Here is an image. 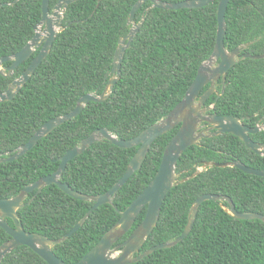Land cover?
<instances>
[{"label": "trees", "instance_id": "trees-1", "mask_svg": "<svg viewBox=\"0 0 264 264\" xmlns=\"http://www.w3.org/2000/svg\"><path fill=\"white\" fill-rule=\"evenodd\" d=\"M13 1L0 0V4ZM137 1L78 0L69 5L51 53L13 100L0 102V154L27 143L44 123L72 111L83 95L103 92L119 40L130 31L128 17ZM57 2L51 0V8ZM42 3L43 0H19L13 6L0 8V58L17 53L34 37L35 26L43 17ZM150 5L152 2L146 1L137 11L136 23ZM218 5L219 0H214L197 9L153 8L125 54L121 77L110 98L103 103L90 102L78 117L59 126L27 154L16 161L0 163V199L13 197L26 185L54 173L60 164L58 159L99 128L130 139L166 116L183 99L200 65L215 49ZM226 21L225 44L229 50L253 41L246 52L264 53V0H231ZM32 58L19 65L13 77L0 75V93L28 68ZM3 65L7 68L11 62ZM217 90L222 91V80ZM216 99L215 93L207 105ZM214 111L223 116H251L252 121L264 116V58L240 57L227 75L226 91ZM178 129L175 127L154 142L141 169L119 190L113 205L97 208L79 231L54 245L63 261H80L116 225L121 217L119 211H124L154 178L165 148ZM251 137L264 143V130ZM138 149L139 146L121 148L108 140L96 142L68 163L61 181L82 193H105L125 174ZM233 160L264 169V156L249 149L239 137L223 133L189 147L178 161L177 172L182 179L205 161ZM207 193L230 196L240 212L264 215V177L237 167H209L170 190L159 222L141 252L178 238L188 223L193 203ZM93 205L52 184L19 210V219L26 231L59 239ZM146 211L147 207L117 244L144 220ZM7 220L15 226L13 219ZM10 238L0 226V246ZM1 264L49 263L30 247L21 246ZM133 264H264V221L237 219L219 202L208 200L201 204L184 240Z\"/></svg>", "mask_w": 264, "mask_h": 264}, {"label": "water", "instance_id": "water-1", "mask_svg": "<svg viewBox=\"0 0 264 264\" xmlns=\"http://www.w3.org/2000/svg\"><path fill=\"white\" fill-rule=\"evenodd\" d=\"M18 1L14 0L10 3L0 4V8L6 5L13 6ZM50 1L43 0V17L40 23L35 26L34 37L17 53L0 58V75L11 78L16 68L31 59L40 49L38 54L32 58L28 68L10 83L5 92L0 93V102L13 100L22 87L30 80L37 68L51 53L54 42L63 29L64 18L69 5L78 0H58L52 8ZM146 1H151L152 5L144 11L141 21L136 23L135 15ZM213 1L185 0L180 2H167L161 0H138L134 4L128 17L127 24L131 26L130 31L125 37L119 40L114 55L112 71L109 75H106V78L109 76L110 78L103 92L100 94L87 93L80 97L72 111L44 123L27 143L13 151L1 153L0 163L16 161L27 154L40 140L47 137L59 126L78 117L90 102L103 103L110 98L121 77L125 54L131 47L147 15L153 8L172 10L184 8L197 9L205 7ZM230 2L231 0H219L217 11L218 31L215 49L210 57L200 65L197 76L188 88L183 99L166 116L130 139H121L107 128H99L61 156L58 159L60 162L59 167L54 173L26 185L20 193L13 197L0 199V226L11 236L8 241L0 246V264L6 256L21 246L30 247L49 264H68L55 253L54 245L63 243L79 231L97 208L105 204L113 205L119 190L136 171L141 169L154 142L160 136L168 133L177 126H179V129L167 144L160 167L146 189L124 211H119L121 217L116 225L107 231L100 241L75 264H133L141 261L154 251L171 248L190 234L201 204L208 200L219 202L225 211L237 219H260L264 221V215L261 213L238 211L230 196L211 193L203 194L193 203L189 211L188 223L178 238L173 241L163 242L141 252V249L159 222L165 198L176 185L196 177L204 170L213 166L237 167L245 173L264 177V169L250 167L241 160L227 161L224 163L205 161L192 175L182 179H180V174L177 172L178 161L189 147L197 144L205 137H215L223 133H231L239 137L249 149L264 156V143L255 142L249 135V133L258 132L260 130L259 127H247L243 123L246 117L223 116L218 115L214 111L216 102L226 91V81L229 71L238 62L241 52L253 43L252 41L241 44L233 50H229L226 47V13ZM242 58L262 59L264 58V53L258 55L244 53ZM6 61L11 62V65L7 68L3 65ZM219 80H222L223 84L221 92L216 88V83ZM208 85V89L202 94L203 89ZM215 93L217 94L216 101L211 105H206L207 100ZM203 122L207 123V128L202 129L203 126L201 124ZM103 140H108L125 149L139 146L125 174L107 192L96 195L76 191L68 183L62 182L61 176L68 163L86 152L94 143ZM52 184L59 186L65 193L76 199L94 202L91 209L80 219L75 227L59 239H51L41 233L26 231L23 223L19 219V210L31 204L34 198L45 187ZM34 191H37L34 197L26 202L29 195ZM224 202H227L228 205L224 204ZM145 207H147V211L144 220L123 242L117 244L133 229L137 218ZM8 218L13 219L15 226H12L8 222Z\"/></svg>", "mask_w": 264, "mask_h": 264}, {"label": "flooded vegetation", "instance_id": "flooded-vegetation-1", "mask_svg": "<svg viewBox=\"0 0 264 264\" xmlns=\"http://www.w3.org/2000/svg\"><path fill=\"white\" fill-rule=\"evenodd\" d=\"M39 50H40V49H39ZM39 50L37 51V54H38ZM246 50H247V49H245V50H243V51L241 52V54H240V56H239V59H240V57L242 58V56H243L244 53H247ZM219 81H220V80H219ZM219 81H218V82H219ZM218 82L216 83V88H217V84H218ZM222 88H223V84H222ZM202 94H203V93H202ZM207 101H208V100H207ZM206 105H207V102H206ZM250 119H251V116H247V117L245 118L244 122H243L247 127H249V128L259 127L260 130H259L258 132H256V133H259L260 131L264 130V116H263V117H260L258 120H255V121H252V120H250ZM246 120H248V122H246ZM201 126H203L202 129H204V128H207L208 125H207V123L203 122V123L201 124ZM256 133H249V135H250V137H251V135L256 134ZM251 138H252V137H251ZM255 142H256V141H255ZM258 143H259V142H258ZM221 163H224V162H221Z\"/></svg>", "mask_w": 264, "mask_h": 264}]
</instances>
